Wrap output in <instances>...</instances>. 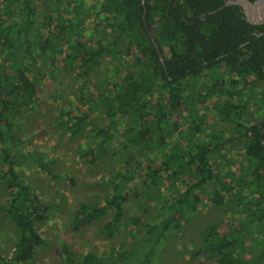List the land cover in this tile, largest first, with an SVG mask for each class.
I'll list each match as a JSON object with an SVG mask.
<instances>
[{
	"label": "trees",
	"instance_id": "obj_1",
	"mask_svg": "<svg viewBox=\"0 0 264 264\" xmlns=\"http://www.w3.org/2000/svg\"><path fill=\"white\" fill-rule=\"evenodd\" d=\"M225 1L99 0L95 19L103 16L102 25L75 18L71 5L80 8L77 0L0 1V185L7 191L6 201L0 202V218H8L17 229L11 261L36 259L39 248L47 243L42 225L50 209L18 166L31 160L52 178L59 176L51 168L54 158L43 161L34 152H21L26 140L19 134L20 123L40 105L44 76L56 68L86 76L103 60L120 59L127 60L128 71L113 80V87L105 86L94 95L86 81L81 83L79 87L87 92L81 99L86 109L68 110L64 130L78 134L96 114L106 123L92 130L93 159L97 150L105 156L111 142L121 146L113 153L120 164L106 180L109 192L101 202L76 204L71 221L74 230L109 216L100 228L102 233L112 238L124 224L130 227L129 239L111 251L81 255L63 240L60 264H153L167 240L196 215L201 195L210 187V200L216 205L236 196L233 200L240 217L232 219L226 229L212 224L200 232L202 245L191 255L202 257L195 264H264V117L245 125L236 119L240 115L235 101L250 76L262 83L264 94V24L248 22L238 5L218 9ZM144 12L155 43L145 29ZM82 22L94 28L95 43L84 37ZM220 65L235 77L225 79L215 70ZM201 76L209 77L205 91L184 93L186 83ZM240 80H244L241 90ZM206 97L215 98L219 123L223 128L231 125L235 136L223 142L218 141V132L196 137L207 115H199L194 108L206 104ZM179 108L191 111L197 122L193 119L181 128L183 122L173 118ZM119 125L123 127L116 137ZM175 131L177 138L172 140ZM240 138H244L242 166L247 177L237 180L229 167L221 175L212 156L219 154L223 161L224 144ZM165 178L176 195L158 213L125 219L130 197L148 207ZM240 194L247 197L240 200ZM252 232L258 238L253 254L245 257L244 237Z\"/></svg>",
	"mask_w": 264,
	"mask_h": 264
},
{
	"label": "rangeland",
	"instance_id": "obj_2",
	"mask_svg": "<svg viewBox=\"0 0 264 264\" xmlns=\"http://www.w3.org/2000/svg\"><path fill=\"white\" fill-rule=\"evenodd\" d=\"M78 1L81 2L80 8L77 9L75 5H71V11L75 10L76 13L75 18L84 17L87 21H93L98 25L104 23L103 16L95 19L94 7L98 6L99 0ZM82 25L84 26V37L90 43H95L97 33L94 28L90 27L91 25L87 26L85 22H82ZM126 62L127 60L123 62L120 59L103 60L102 65L88 70L86 76H77L78 72H70L69 68L63 70L56 68L54 73L49 72L44 76V83L41 85L42 93L39 97L40 105L35 110L30 111L20 123L19 134L26 140L21 152H34L35 156L40 157L43 161L54 158L55 162L51 168L59 176L52 178L41 168L33 165L31 160L20 164L18 168L23 172L25 181L50 207L48 219L42 225L47 243L39 248L33 262L18 263L11 261L17 239V229L8 218L1 216L0 264H60V248L63 240L69 244L75 254L81 255L88 251L98 253L111 251L118 248L122 241L129 239L130 227L124 224L112 238H108L102 233L100 228L109 219V216L74 230L71 221L76 204L101 202L104 195L109 192L110 187L106 180L115 167L120 164V161L117 162L114 159L113 153L117 152L121 146L117 142L116 144L111 142L107 147L105 156L97 150L95 152L97 159H93L94 154L91 153L94 139L92 138V130L94 127H101L106 123L101 116L96 114L84 122V129L80 133L73 134L64 130L68 110L75 107L80 110L86 109L81 99L86 97L87 92L81 90L79 87L81 83L86 81L89 84V91L94 95L103 90L105 86L113 87V80L121 79L127 73ZM215 70L218 73H223L225 79H229L231 76L235 77L234 73L228 75L223 65L215 67ZM247 82V87L242 89L241 96L235 100L240 115V118L236 117V119L250 126L261 122L264 117V94L261 92L262 83L254 82L251 76L247 78ZM208 84L209 77L206 76H201L196 80L191 79L189 83H186L184 93L195 95L199 92L203 93ZM243 85L244 80H240L238 88L241 90ZM206 98V104H197L194 108L199 115H207L205 122L201 123L200 129L202 130L197 133L196 137L207 138L212 132H218L220 134L218 141L223 142L227 138L235 136L236 133L232 131L231 125L223 128L219 123L220 121L216 116L217 111L214 108L215 98ZM194 117L195 115L191 111L183 110V108H179L173 114L174 120L183 122L181 128L187 127L194 120L196 123L197 120ZM122 127V125L118 126L119 130L115 132L116 137L119 136ZM223 133L225 135H222ZM177 134V131L173 132L171 139L175 140ZM122 139V137L119 138V140ZM243 145L244 138L225 143L222 153L225 156L223 161L219 154L212 156V164H219L218 168L221 175L229 167L238 178L237 180L247 177L245 175L246 169L242 166L245 163L242 158ZM159 163L160 160L158 159L155 165ZM228 178L226 179L228 180ZM211 188L209 189L211 190ZM173 189L174 186L169 179L165 178L164 185L157 191L155 200L150 202L148 207L131 196L125 205V219L135 215L147 216L158 213L160 207L166 205V201L171 199V195H176ZM209 189L202 193V202L198 206L196 215L184 222L183 228L176 236L167 240L153 264H195L202 257V254L195 258L191 255L193 249L202 245L200 232L212 224H217L218 229H226L232 219L240 217L235 207V200H233V197L236 196L231 195L224 203L216 205L210 200L211 191ZM236 190L237 187L234 192ZM222 193L228 194L224 190ZM6 194L7 191L4 186L0 185V202L6 201ZM228 195L230 196V194ZM239 197L240 200H243L247 194H240ZM257 238L255 232L247 233L244 237L242 249L245 257L253 254L254 249L252 247H254L253 244ZM207 254L204 253L203 255L206 256Z\"/></svg>",
	"mask_w": 264,
	"mask_h": 264
},
{
	"label": "water",
	"instance_id": "obj_3",
	"mask_svg": "<svg viewBox=\"0 0 264 264\" xmlns=\"http://www.w3.org/2000/svg\"><path fill=\"white\" fill-rule=\"evenodd\" d=\"M229 4H236L241 6L244 18L252 23V24H264V0H228L224 3L223 6L218 9L227 6ZM146 12L143 13L142 19L144 21L145 29L151 38V40L155 43V39L150 27V24L145 19ZM156 45V44H155ZM158 53L160 55V59H162L161 51L158 48Z\"/></svg>",
	"mask_w": 264,
	"mask_h": 264
},
{
	"label": "flooded vegetation",
	"instance_id": "obj_4",
	"mask_svg": "<svg viewBox=\"0 0 264 264\" xmlns=\"http://www.w3.org/2000/svg\"><path fill=\"white\" fill-rule=\"evenodd\" d=\"M226 1H228V0H226ZM225 1V2H226ZM253 1V0H252ZM145 3V0H141V4H144ZM230 5V4H229ZM234 5H236V4H234ZM239 6V5H238ZM241 7V6H240ZM241 10H242V8H241ZM243 12V11H242ZM204 16V14L203 13H201V17H203ZM151 27V26H150ZM151 30H152V33H153V28L151 27ZM153 36H154V34H153ZM156 48H157V50H158V46L156 45ZM162 54V53H161Z\"/></svg>",
	"mask_w": 264,
	"mask_h": 264
}]
</instances>
